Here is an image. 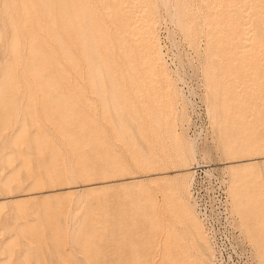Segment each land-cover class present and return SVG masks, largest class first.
Instances as JSON below:
<instances>
[{"label":"rangeland","instance_id":"obj_1","mask_svg":"<svg viewBox=\"0 0 264 264\" xmlns=\"http://www.w3.org/2000/svg\"><path fill=\"white\" fill-rule=\"evenodd\" d=\"M23 1L0 0V264H165L161 208L172 205L173 197L163 187L186 179L189 210L210 245L199 246V252L209 263L264 264V59L243 60L237 52L239 0H218L226 13L220 32L209 29L214 0H187L182 21L173 16L176 0H164L168 7L154 1L145 6L159 21L157 44L175 84V105L165 112L190 148L181 164L148 102L142 115L128 112L134 95L145 97L159 88L154 79L134 80L128 87L125 63H116V57L126 55L116 41L124 25V17L113 14L117 0L103 9L99 5L104 28L98 32L97 146L61 143L60 135L82 140L86 135L65 125L57 97L40 95L38 74L13 71L19 61L32 60L31 50L43 47L27 33L19 34L17 16H49L57 0H30L26 8L20 7ZM36 3L39 11L32 13L29 6ZM185 19L189 36L178 24ZM123 37L136 52L138 42ZM220 49L227 50L217 61ZM109 65L119 69L114 79ZM160 96L165 99L164 93ZM149 125L157 129L147 132ZM113 152L128 167L111 164ZM161 154L169 157L165 165L147 163ZM144 194L151 195L149 206Z\"/></svg>","mask_w":264,"mask_h":264},{"label":"bare ground","instance_id":"obj_2","mask_svg":"<svg viewBox=\"0 0 264 264\" xmlns=\"http://www.w3.org/2000/svg\"><path fill=\"white\" fill-rule=\"evenodd\" d=\"M108 1L109 0H57V4L53 2L55 4L53 8L55 9V12H52L49 16H43L41 15L42 13L38 15L33 14L31 17L29 16L30 20H26V18L21 17V14L18 13L20 15L17 16V21L14 19L19 34L27 33L31 41L40 42L43 44V47L39 45L42 48L41 51L31 50L29 57L32 60L29 62L22 61L24 63H19V61L18 64H16L18 65V68H13V71H22L28 74V76H36L38 74L40 76L38 79L42 82L40 95L57 97L59 102L56 104V107L63 110V114L66 115L63 120L65 125L70 126L72 131L84 133L86 135V140L80 138L71 139L60 135L61 143L66 147H81L85 144V141L88 145L97 146L98 120L97 117H95V114L97 115L98 32L104 28V25L99 23V12H101L99 5L101 2L103 6L102 9L106 8L108 6ZM149 1H154L156 4L161 3L166 5L164 0H117V2L112 5L113 14H115L116 17H124V25L117 31L116 41L118 48L123 49L126 52V55L123 60L120 57H116V63L120 65L122 62L125 63L124 71L128 87L131 86L130 82L134 80H137L140 84L151 79L156 81L155 88H159L157 93L149 95L146 93L145 97L138 94L134 95L132 102L129 104L128 112L132 116L138 117L143 114L142 112L147 105L146 102H148L152 111H156V118L164 123L165 127L163 135L165 138L169 139L168 149L170 153L175 156L178 163L181 164L186 162L188 149L190 148L186 147L182 138L176 134L174 124L168 120V115H166L165 112L167 109L170 111L175 105V84L167 74L166 63L161 59L159 46L157 44V27L159 21L156 18V15L151 13L153 11L149 12L147 8L145 9V6ZM176 1L178 2V7L176 14L173 16L176 21H182L181 18L185 15L184 12L188 3L187 0ZM190 1L191 0H189V3ZM217 1L214 0L212 7L211 2L208 6L211 7V10L214 7L213 9L215 10L214 15L211 17L212 19H215V21L212 20L213 22L210 24L209 29L211 31L220 32L222 30V25L226 22V13L219 1L218 3H215ZM23 2L24 5L20 7H25L27 4L31 5L30 0H24ZM17 3L18 1L16 2V5H18ZM47 3L48 2H45L44 6H48L46 5ZM238 3L239 6L237 5ZM238 3H236L238 6V13H235L238 14L241 21L242 35L237 45V52L241 54L243 60L250 59L251 62L252 59L262 60L264 59V0H239ZM42 5L43 4H41V6ZM194 6L195 5L192 7ZM8 7L10 8V6ZM39 7L40 4L37 3L34 6H29V8L32 9V13H36V11L38 12ZM166 7L168 6L166 5ZM220 10L222 13H219ZM20 11L21 9L18 10V12ZM139 14H141V16ZM28 15H30V13ZM137 15L141 18L137 19ZM12 16H14V14ZM116 17L115 23H118ZM178 24L183 28L185 35H191V32H189L190 24L187 19L183 20L182 24ZM123 36L132 38L138 42L136 52L131 51V49L128 48V39H124ZM222 41L223 39L218 40V42ZM104 44H107L106 39H104ZM137 50L140 51L137 52ZM220 50L221 51H218L219 53L216 55L217 61H221V59L225 57L227 49ZM120 54L122 55V53ZM213 61L214 60L212 59L211 62ZM111 67L112 68L109 69L108 73L111 76V79H114L120 72L115 66ZM210 82H215V80L211 79ZM143 88L146 89L147 87L144 86ZM116 91L119 92V88ZM161 93H164L165 95L164 100L162 99L163 97L161 98L160 96ZM143 99H145L144 102H141ZM178 99L181 100L182 97L178 95ZM161 100L164 101L162 105L163 107H166V109L162 108L161 103L159 102ZM49 107L51 106L47 105L45 109ZM33 110H35V107ZM109 115L111 116L110 113ZM156 129L157 127L149 125L146 130L147 132H152ZM108 141L110 142V140ZM258 148L260 147H255V150ZM125 150H127V148H125ZM63 153L65 152L63 151ZM110 158L112 160L111 164L120 168L128 167L122 159L117 158V154L114 152L110 153ZM168 162V155L161 154L160 156H152L147 163L161 167ZM189 185V180L186 179L180 181L178 184L168 183L163 187V189L167 190L169 196L173 197L172 205H165L164 208H161L163 213L161 221L163 233L162 249L164 251L165 264H170L171 260H173L175 264H210L207 257L199 252V246H204L209 249L210 245L197 215L189 210V203L187 201ZM143 198L145 203L149 206L152 199L151 195L147 194L145 196L144 194ZM177 206H180L181 208L180 213L178 212ZM210 254H212V251Z\"/></svg>","mask_w":264,"mask_h":264},{"label":"built area","instance_id":"obj_3","mask_svg":"<svg viewBox=\"0 0 264 264\" xmlns=\"http://www.w3.org/2000/svg\"><path fill=\"white\" fill-rule=\"evenodd\" d=\"M198 182H196L194 185H193V189H197L198 188ZM203 207H204V209L206 208V206H205V204H203ZM224 210V209H223Z\"/></svg>","mask_w":264,"mask_h":264}]
</instances>
